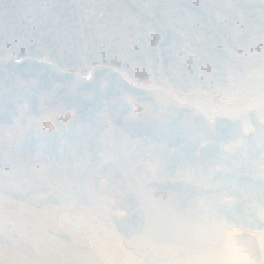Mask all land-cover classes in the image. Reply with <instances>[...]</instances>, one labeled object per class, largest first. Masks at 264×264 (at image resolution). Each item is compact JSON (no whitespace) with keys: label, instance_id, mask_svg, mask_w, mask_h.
<instances>
[{"label":"rangeland","instance_id":"obj_1","mask_svg":"<svg viewBox=\"0 0 264 264\" xmlns=\"http://www.w3.org/2000/svg\"><path fill=\"white\" fill-rule=\"evenodd\" d=\"M264 264V0H0V264Z\"/></svg>","mask_w":264,"mask_h":264},{"label":"bare ground","instance_id":"obj_2","mask_svg":"<svg viewBox=\"0 0 264 264\" xmlns=\"http://www.w3.org/2000/svg\"><path fill=\"white\" fill-rule=\"evenodd\" d=\"M208 260H210V258H207V257L193 258L191 259L190 264H206Z\"/></svg>","mask_w":264,"mask_h":264}]
</instances>
